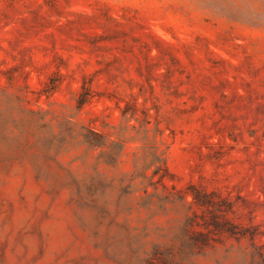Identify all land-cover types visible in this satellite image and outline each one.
<instances>
[{
  "label": "rangeland",
  "instance_id": "374dc122",
  "mask_svg": "<svg viewBox=\"0 0 264 264\" xmlns=\"http://www.w3.org/2000/svg\"><path fill=\"white\" fill-rule=\"evenodd\" d=\"M0 264H264V0H0Z\"/></svg>",
  "mask_w": 264,
  "mask_h": 264
},
{
  "label": "trees",
  "instance_id": "16d2710c",
  "mask_svg": "<svg viewBox=\"0 0 264 264\" xmlns=\"http://www.w3.org/2000/svg\"><path fill=\"white\" fill-rule=\"evenodd\" d=\"M96 137H99L97 134L95 135ZM98 143V142H97ZM95 145H100V144H95ZM163 178L162 175H160V179Z\"/></svg>",
  "mask_w": 264,
  "mask_h": 264
}]
</instances>
